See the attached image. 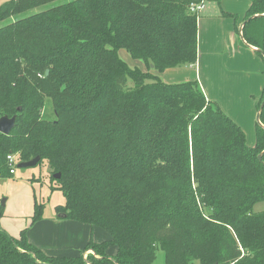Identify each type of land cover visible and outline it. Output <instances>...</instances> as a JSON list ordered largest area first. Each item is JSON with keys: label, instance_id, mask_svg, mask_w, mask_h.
I'll return each instance as SVG.
<instances>
[{"label": "trees", "instance_id": "1", "mask_svg": "<svg viewBox=\"0 0 264 264\" xmlns=\"http://www.w3.org/2000/svg\"><path fill=\"white\" fill-rule=\"evenodd\" d=\"M53 1L0 5V118H15L0 133V170L8 155L39 157L65 198L58 213L110 239L48 257L25 231L0 229V264H153L157 251L165 264H264V211L253 210L264 202V88L250 148L197 81L152 73L195 65L191 7L204 0H73L25 15ZM241 33L264 57V0H250ZM42 212L35 203L33 223Z\"/></svg>", "mask_w": 264, "mask_h": 264}, {"label": "crops", "instance_id": "2", "mask_svg": "<svg viewBox=\"0 0 264 264\" xmlns=\"http://www.w3.org/2000/svg\"><path fill=\"white\" fill-rule=\"evenodd\" d=\"M206 1L197 21L195 65L152 73L167 84L197 81L205 98L216 103L241 128L251 148L256 143L258 99L264 88V57L241 33L250 0ZM122 55L127 57L126 53ZM140 63L137 68L145 71V64ZM28 181L25 177L16 179V171L10 178L0 179V201L6 197L0 205V229L8 236L19 239L25 231L28 243L48 257H76L88 243L110 239L97 227L58 218L57 208L47 214L42 212L33 223L34 205L40 203V186L37 180ZM116 251L115 246H110L106 254L112 257ZM87 255L94 253L89 250L84 258Z\"/></svg>", "mask_w": 264, "mask_h": 264}, {"label": "rangeland", "instance_id": "3", "mask_svg": "<svg viewBox=\"0 0 264 264\" xmlns=\"http://www.w3.org/2000/svg\"><path fill=\"white\" fill-rule=\"evenodd\" d=\"M9 0H0V5H2L3 3L7 2ZM73 0H56L53 1L51 3H48L47 5L41 6L39 8L33 9L29 12H27L25 15H31L34 13H39L42 12L46 9H49L50 7H54L56 5H60V4H65V3H69ZM209 0L206 1L207 4ZM203 10L197 13V21L200 19V15H202ZM123 53L127 54L126 58H123ZM198 54V52H197ZM118 57L123 60L130 68H136V67H140L141 65V61H134L133 59L130 58V56L128 55V53L124 50H119L118 51ZM143 69V68H142ZM145 70V68L143 69ZM127 84L128 86H132V81L129 79L127 80ZM200 87V86H199ZM203 92V91H202ZM261 97V95H260ZM260 98L258 99L259 102ZM44 116L47 117L46 119L48 120H53L54 118V113L52 111V105H51V100L49 98L45 99V110H44ZM256 127H257V122H256ZM16 179L20 178V177H25V179L28 182H31V179L33 180H37L38 184L40 186L39 190H38V197H37V201H39L40 203L43 204V212L44 213H48L51 211L52 208H61L64 206L65 204V198L63 196V194L58 191V190H51V187H53V183L50 180V171H49V167L46 164V162H42L34 167H30V168H24V169H17L16 168ZM3 178H10L8 176H4ZM6 197H4L3 199H5ZM3 199L0 201V205H2V201ZM255 213H259V212H263L264 211V202H260L258 204H256L253 208ZM153 264H165L164 263V255L161 251H157L156 253V259L154 261Z\"/></svg>", "mask_w": 264, "mask_h": 264}, {"label": "water", "instance_id": "4", "mask_svg": "<svg viewBox=\"0 0 264 264\" xmlns=\"http://www.w3.org/2000/svg\"><path fill=\"white\" fill-rule=\"evenodd\" d=\"M259 53L262 54V52L260 50H259ZM150 67H151V69L153 68L152 65H150ZM263 105H264V98H263V100L261 102L260 108H262ZM256 122H257V124L262 126L260 121H259V112H258V114L256 116ZM14 124H15V118L14 117L13 118L1 117L0 118V133L3 134V135H8L11 132V130L13 129ZM261 156H262V154L258 155V157H257L258 160H261ZM39 161H40V158L36 157V158H34V159L30 160V161L18 163L16 168L17 169H24V168L34 167V166H36L38 164ZM53 177L55 179H59L60 176H59V174H56V175H53ZM58 218H65V215L64 214H59Z\"/></svg>", "mask_w": 264, "mask_h": 264}, {"label": "built area", "instance_id": "5", "mask_svg": "<svg viewBox=\"0 0 264 264\" xmlns=\"http://www.w3.org/2000/svg\"><path fill=\"white\" fill-rule=\"evenodd\" d=\"M204 9V1L200 2L199 4L191 7V12L198 13ZM18 164V160L16 155H8L6 157V166L8 170V176H13L15 174L16 166ZM4 177L2 171L0 170V179Z\"/></svg>", "mask_w": 264, "mask_h": 264}]
</instances>
